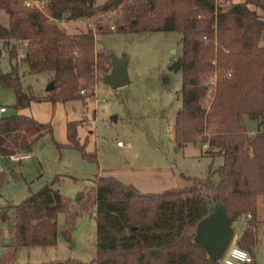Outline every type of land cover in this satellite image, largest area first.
Listing matches in <instances>:
<instances>
[{
  "label": "trees",
  "instance_id": "16d2710c",
  "mask_svg": "<svg viewBox=\"0 0 264 264\" xmlns=\"http://www.w3.org/2000/svg\"><path fill=\"white\" fill-rule=\"evenodd\" d=\"M44 1V9L39 10L25 6V0H0V14L7 18H0V41L9 47L10 59L21 53L28 74L46 73L53 85L49 97L40 99L21 90L15 71L0 70V85L14 91V109H25L33 101L93 98L96 65L107 57L96 50L91 28L71 35L58 23L115 13L114 26L97 22V33L182 34V56L169 67L182 75L174 142L177 148L199 144L205 153L221 155L223 164L209 169L203 178L182 174L183 187L158 194L142 193L114 177H97L90 198L77 203L79 210L53 188L55 179L19 204L0 208V229L5 226L9 237L0 264H11L23 248L55 246L60 214L66 221L62 233L69 239L81 210L91 207H95L97 233L91 264H154L151 259L157 260L155 264H221L194 242L211 196L221 202L232 228L241 223L243 231L234 244L250 255L249 264H255L262 228L258 200L264 196V47L259 44L264 0H107L101 5L96 0ZM211 77H215L214 87L208 84ZM244 115L257 122L254 134L242 125ZM80 125L67 124L68 146L95 161V155L85 153V145L79 143ZM51 133L49 124L32 117L4 116L0 156L28 154L38 139ZM214 176L217 180H212ZM5 178L0 173V186ZM167 200L177 205L171 214L162 209ZM183 203L193 206L184 211L178 207ZM142 204H147L145 214L175 224L160 227L161 233L152 226L142 233L128 220L125 226H115L123 212L136 221Z\"/></svg>",
  "mask_w": 264,
  "mask_h": 264
},
{
  "label": "rangeland",
  "instance_id": "374dc122",
  "mask_svg": "<svg viewBox=\"0 0 264 264\" xmlns=\"http://www.w3.org/2000/svg\"><path fill=\"white\" fill-rule=\"evenodd\" d=\"M106 1L96 0V5ZM114 17L115 13H107L89 20L58 23L71 35L91 28L95 32L96 50L107 57L96 65L93 98L85 102L33 101L29 107L18 111L13 108V89L0 85V106L6 107L5 116H29L49 124L52 129L51 134L36 141L27 160L11 164L13 173L8 170V164L0 160L2 173L6 175L0 186V208L19 204L55 179L53 188L79 210L77 203L90 198L97 177H114L124 184L134 185L143 193L158 194L166 189L183 187L186 183L182 174L203 178L209 169L223 164L221 155L202 152L199 144L177 148L174 142L175 116L181 107L182 75L169 67L182 56V34L178 31L97 33V22H108L112 27ZM0 18L7 19L3 14ZM259 44L264 47V32ZM21 56L20 53L16 60H11L9 47L0 41V70L3 73L15 71L24 93L40 99L49 97L48 74H28ZM111 57L127 59L129 84L116 89L106 84L105 77L112 70ZM74 121L81 124L77 128L79 143L85 145V153L95 155V161L84 158L79 150L68 146L66 128ZM241 122L248 133L256 132V121L244 115ZM118 142L130 147H119ZM176 206L175 203L168 205L166 210L173 213ZM192 206V203H183L178 207L187 211ZM138 210L136 221L124 216L127 212H123L115 226H125V220H128L144 233L151 226L159 232L160 227L175 224L170 221L171 216L168 217L170 222H166L154 213L145 214L147 204L139 205ZM257 218L262 228L255 264H264V196L258 200ZM57 225L55 246L23 248L11 264H91L96 252L95 207L81 210L69 239L62 233L66 227L63 214L58 216ZM233 228L231 244L241 234L242 225L238 222ZM8 242L4 226L0 229V255L4 249L2 246Z\"/></svg>",
  "mask_w": 264,
  "mask_h": 264
},
{
  "label": "water",
  "instance_id": "95a60500",
  "mask_svg": "<svg viewBox=\"0 0 264 264\" xmlns=\"http://www.w3.org/2000/svg\"><path fill=\"white\" fill-rule=\"evenodd\" d=\"M110 62L112 70L105 77L106 84L112 89L129 84L127 59L111 57ZM52 88L53 85L50 83L48 90ZM233 237L234 229L228 223L221 202L211 196L208 202V214L199 221L194 242L204 249L212 260L220 261Z\"/></svg>",
  "mask_w": 264,
  "mask_h": 264
},
{
  "label": "built area",
  "instance_id": "2783aa9c",
  "mask_svg": "<svg viewBox=\"0 0 264 264\" xmlns=\"http://www.w3.org/2000/svg\"><path fill=\"white\" fill-rule=\"evenodd\" d=\"M24 4L27 7H36L39 10H43L44 9V5H45V1L44 0H25ZM208 84H213V87H214V85H215V77H211L208 80ZM6 112H7L6 107L0 106V120L5 116V113ZM117 146L123 147V148H129L130 147L129 144L124 145L121 142H118L117 143ZM28 157L29 156L26 155V154L16 153V154L8 155V156H6L4 158L7 159L8 161H11V162H17V161L26 159ZM1 170H2V167L0 166V171ZM247 216L250 217V215H247ZM234 249H239L242 252L246 253L247 254V259L246 260H243V261L235 260L232 257V252H233ZM251 261H252V259H251L250 255L246 251L240 249L235 244H231L230 243L229 246H228V248L226 249V251H225L222 259L220 260V263L221 264H249V263H251Z\"/></svg>",
  "mask_w": 264,
  "mask_h": 264
},
{
  "label": "crops",
  "instance_id": "0c3cea01",
  "mask_svg": "<svg viewBox=\"0 0 264 264\" xmlns=\"http://www.w3.org/2000/svg\"><path fill=\"white\" fill-rule=\"evenodd\" d=\"M51 82L49 81V84H50ZM250 134V133H249ZM202 152H205L203 149L201 150ZM31 153V152H30ZM30 153H28V154H26V155H30ZM29 158V157H28ZM28 158H26V159H23V160H27ZM0 160H3V161H5L7 164H8V170H10V172H14V170L13 169H11V164H15V163H20L21 161H23V160H20V161H17V162H11V161H8L7 159H5L4 158V156H0ZM0 166L2 167V170L0 171V173H2V171H3V166L0 164ZM215 180H217V177H216V179ZM119 181V180H118ZM122 183V182H121ZM124 184V183H123ZM128 185V184H127ZM129 185H132V184H129ZM134 186V185H133ZM135 187V186H134ZM171 189V188H170ZM139 190V189H138ZM166 190H168V189H166ZM140 191V190H139ZM165 191V190H164ZM141 192V191H140ZM143 193V192H142ZM145 194H148V193H145ZM168 205H174V201H172V200H167L165 203H164V205H163V207H162V209H164L166 212H169L168 211V209L166 210V207L168 206ZM169 214H171V213H169ZM242 231H243V228H242ZM242 231H241V233H242ZM96 239H97V236H96Z\"/></svg>",
  "mask_w": 264,
  "mask_h": 264
},
{
  "label": "clouds",
  "instance_id": "9594fccd",
  "mask_svg": "<svg viewBox=\"0 0 264 264\" xmlns=\"http://www.w3.org/2000/svg\"><path fill=\"white\" fill-rule=\"evenodd\" d=\"M232 257L235 259V260H240V261H243V260H246L247 259V254L242 252L241 250L239 249H234L233 252H232Z\"/></svg>",
  "mask_w": 264,
  "mask_h": 264
}]
</instances>
